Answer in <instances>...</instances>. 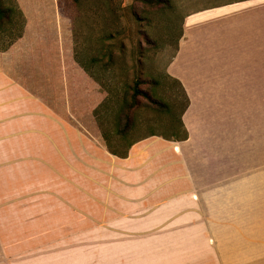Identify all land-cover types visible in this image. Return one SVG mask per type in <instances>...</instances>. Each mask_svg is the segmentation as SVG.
I'll list each match as a JSON object with an SVG mask.
<instances>
[{
	"label": "crops",
	"instance_id": "obj_1",
	"mask_svg": "<svg viewBox=\"0 0 264 264\" xmlns=\"http://www.w3.org/2000/svg\"><path fill=\"white\" fill-rule=\"evenodd\" d=\"M51 31L0 52V264L22 242H63L64 228L119 220L197 228L225 253L230 241L262 247L264 215L252 216L264 212V0L184 17L166 74L189 101L187 138L148 136L125 157L74 112L64 34Z\"/></svg>",
	"mask_w": 264,
	"mask_h": 264
},
{
	"label": "rangeland",
	"instance_id": "obj_2",
	"mask_svg": "<svg viewBox=\"0 0 264 264\" xmlns=\"http://www.w3.org/2000/svg\"><path fill=\"white\" fill-rule=\"evenodd\" d=\"M160 1L148 5L136 0H0L5 13L0 14V52L31 32L54 30L61 40L64 34V57L72 68L67 82L71 106L76 113L83 109L81 122L94 135H107L103 141L112 151L124 154L128 143L152 133L164 139L182 137L178 118L186 104L185 93L166 68L181 37L183 19L233 0H167L170 6ZM137 81L158 105L138 97L134 124L122 138L115 133V113L124 93ZM52 87L56 104L62 105L60 84L54 82ZM261 213L252 218H260ZM131 222L64 228L71 231L67 241L22 242L15 257L4 264H264V244L241 250L230 241L225 253L222 244L202 241L197 228Z\"/></svg>",
	"mask_w": 264,
	"mask_h": 264
},
{
	"label": "trees",
	"instance_id": "obj_3",
	"mask_svg": "<svg viewBox=\"0 0 264 264\" xmlns=\"http://www.w3.org/2000/svg\"><path fill=\"white\" fill-rule=\"evenodd\" d=\"M75 2H77L78 0H74ZM136 2H142L144 4H148V5H154V4H158V3H161L160 0H136ZM163 3H166L168 6H170V3L169 1L165 0ZM8 11V10H6ZM5 11V12H6ZM4 13L2 10H0V14ZM5 14V13H4ZM181 36V34H180ZM143 39L145 40V42H149L148 40H146L143 36ZM175 83H177L181 90H182V87L181 85L178 83V81L176 80H173ZM139 82H135L134 86H132L131 88H129L127 90L126 93H124V96L122 97L121 99V108H119L116 113H115V124H116V130H115V133L116 135L118 136H121L122 138H125L127 132L131 129V127L133 126L134 124V115H133V111L135 110L136 107H138L139 105V101H138V97L142 96L144 97L147 101L150 102V105H154V106H157L158 105V102L152 98H150V96L146 93V92H143L139 89ZM156 83H153L152 85H155ZM183 94H184V91L182 90ZM185 98H186V104L183 106L182 108V111H181V114L178 118V124L182 130V134L183 136L182 137H176L175 139L178 140V139H186L187 138V132L186 130L184 129L183 125H182V122H181V115L183 114L184 110L187 108V104H188V99L186 97V95H184ZM130 100V101H129ZM166 109L169 111L170 110V107L169 105H166ZM149 136H156V134L152 133L150 134ZM102 138L103 140L107 141V135L106 134H102ZM105 141V143H106ZM132 145V143H128L127 144V147L129 148L130 146ZM107 149L110 153L114 154V155H120V157H125L126 156V153H127V150L124 154H116V152L112 151L110 149L109 146H107ZM127 148V149H128Z\"/></svg>",
	"mask_w": 264,
	"mask_h": 264
}]
</instances>
